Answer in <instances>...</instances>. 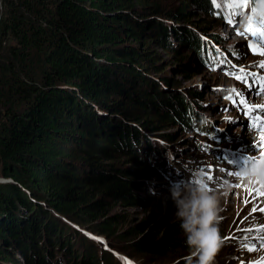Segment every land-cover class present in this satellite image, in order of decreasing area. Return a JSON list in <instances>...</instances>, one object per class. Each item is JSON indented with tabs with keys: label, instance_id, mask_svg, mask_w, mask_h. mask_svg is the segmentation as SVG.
Returning a JSON list of instances; mask_svg holds the SVG:
<instances>
[{
	"label": "trees",
	"instance_id": "obj_1",
	"mask_svg": "<svg viewBox=\"0 0 264 264\" xmlns=\"http://www.w3.org/2000/svg\"><path fill=\"white\" fill-rule=\"evenodd\" d=\"M193 7L206 11L210 23L222 22L213 14L215 0H0V178L9 181L0 183V262L16 264L15 250L25 264H104L91 245L80 254L63 219L124 241L126 250L148 260L188 249L180 221L139 219L118 229L123 217L110 213L112 202L145 207L138 171L105 167L99 159L119 155L135 168L154 169L161 146L147 143L144 158L129 148L132 141L141 147L142 137L114 117L119 111L132 117L134 104L152 114L147 131L173 124L190 129L186 114L204 100L201 92L189 91L184 102L182 92L149 88L140 74L143 59L128 43L148 39L172 54L177 45L187 46L200 58L181 69L209 68L204 37L221 40L206 27L180 37L170 26L193 16ZM148 62L157 69L154 59ZM110 96L127 106L108 102ZM71 142L92 175L77 171L75 162L63 163L75 152L64 149Z\"/></svg>",
	"mask_w": 264,
	"mask_h": 264
},
{
	"label": "rangeland",
	"instance_id": "obj_2",
	"mask_svg": "<svg viewBox=\"0 0 264 264\" xmlns=\"http://www.w3.org/2000/svg\"><path fill=\"white\" fill-rule=\"evenodd\" d=\"M165 3L166 5L168 4V2ZM193 11V16H191L189 19L179 22H171L170 26L173 30L178 32V36H180V32H183L187 29H191V31L195 33L199 31V28L206 27L209 33L215 35L219 40H221L219 44L221 43L227 47H232L231 43H233V37L229 36L231 29L225 27L222 22L217 21L215 23H210L209 21L212 18L207 16V12L201 8L193 7ZM177 34L175 32L173 35V42L175 44H178L177 42H179ZM128 46H135V53L139 55L141 59H143L142 71L140 74L145 78H148L149 81L147 84L150 86L149 88L152 89L154 84H157V86H159L161 89L166 90L167 93H175L174 91L182 92L184 102H187V97L185 96L188 95L189 91L198 90L203 96V102L211 106L209 111H206L204 115H207L210 117V120L215 122V124L212 126L214 128H220L222 132L225 131V134L229 136L240 132V129L237 127V125L227 127L223 126V120L230 115L227 105L232 99V92L233 90H238L235 87L237 81L232 79L223 71L209 69L206 67L202 69L198 68L197 70H194V72L190 73L182 70L181 68L184 64L191 63L195 59L200 58V55L191 53V51L187 49V46L185 49L183 46L177 45L175 47L177 54L175 52L172 54L170 51L160 48L148 39L144 42V44L139 41L134 42L130 39ZM149 59L155 60L157 64L156 70H151L152 66H150L148 62ZM262 60H264V55L255 54L251 57V63L254 66H258L260 63H262ZM168 81H172L173 86H169L167 84ZM239 84L242 85L240 81ZM106 100H108L110 103H121L119 108H124L125 105L127 106L126 102H124V100H122L120 97L110 96ZM191 101H193V99H189V102ZM134 105L135 107L131 111L132 117L129 118L128 115L121 113V111L114 114V117L119 119L120 123H123L124 129L127 127L135 137H137L136 135H140V138L142 137L143 143L141 147L137 148V143L132 141L129 148L139 151L143 157L148 153L146 150L149 149L147 143L152 145L153 141L159 145L161 141L171 142L174 145H187L190 143L193 144L194 139L201 140L203 138L201 135L196 137L192 131H184L183 128L178 124H173L164 128L160 127V130L158 131H147V128L144 126V122L148 118H151L152 114L149 112V109L136 104ZM122 111L125 112V110ZM109 114L110 113H107L106 115ZM197 115L199 117L202 116L200 113ZM235 116L239 117L238 114H235ZM138 117L140 120L137 121L136 119H138ZM69 128L67 127V129ZM164 137H168L169 140H166ZM207 142L212 143L214 140L209 138ZM225 142L226 140H221L216 141L215 144L223 145ZM64 149L68 153H70V151H75L72 156L68 157L65 155L63 157L64 164L75 162L76 164H74V166L77 171L85 173L87 176L93 174L92 169L81 163V154L78 153L79 148L76 146V143H64ZM151 149L152 147L150 150ZM195 156L199 158L200 155ZM114 158L115 159L112 161H105L102 159H99V161L101 165L105 167L108 165H114L121 168L135 169L138 171V182L141 185V190L138 192V195L143 200V204L145 206L124 209L120 207V205H116L112 202L110 213L123 217V222L118 227L120 231H123L129 224L139 219H145L146 222H149L152 219L179 221L176 219L175 213L177 209L171 199L170 194V189L177 184L166 181L161 172H159L157 169L151 168V164L150 167H148L149 169L135 168L132 160L130 159L123 160L119 158V155H114ZM202 160L209 161V165L221 167V165L218 163L220 158L213 157L209 159L208 155L207 157L202 158ZM215 170L217 169L215 168ZM203 173H205L206 176H209V173H214L213 176L217 177L218 181H220L221 178L225 179L227 177L226 175L221 177L212 169H206ZM175 174L176 173H174V176ZM187 179L192 180L193 177L189 173H183L182 178L178 181L182 183ZM229 182V180H227V182L225 180V183L216 182L213 180L209 185V187L212 189H219V192L221 193L226 192V194L220 195V206L223 208V211L220 213V215L223 217V219L219 223V231L223 240V244L216 253L213 264H223L228 261L229 256H233V258L240 257L244 262H250L251 260L248 261V259L250 257L254 258L255 256L247 255L245 250L246 248H243L242 250L240 245L237 243H232L230 239H240L241 237L246 236V233L243 231L256 227V224L259 221L258 219L264 218V212H261L262 209H258L257 206L259 204L253 205V202L255 201L254 197H250L251 194L249 191L245 190V186H240L241 184L236 182ZM31 201H33V204L38 203V200H36L34 197H31ZM245 201L248 203H245ZM63 220L67 223L63 225L66 228L69 227L68 234L71 235L72 244H75V248L81 252L80 254L87 252L89 246L91 245V247L97 249L96 256L98 257V260L104 264H188V258L191 256L193 251L188 247L187 250H178L173 254L167 253L165 256L148 260L142 255H136L126 250L124 241L121 242V240H115L114 238L97 236L86 226L82 229V227H79L73 222L67 221L66 219ZM74 230H77L78 232L75 235H73ZM226 237L228 239H225ZM9 250L12 251L11 248H8V251ZM13 252L15 253L14 259L16 260V262H13L16 264H25L23 255L15 252V250ZM60 256L61 255L58 254L57 258H60ZM257 257L258 259L260 258L259 255ZM197 259V257H192V264H195ZM0 264L3 263L0 262Z\"/></svg>",
	"mask_w": 264,
	"mask_h": 264
},
{
	"label": "clouds",
	"instance_id": "obj_3",
	"mask_svg": "<svg viewBox=\"0 0 264 264\" xmlns=\"http://www.w3.org/2000/svg\"><path fill=\"white\" fill-rule=\"evenodd\" d=\"M264 8V3L261 4ZM210 117L203 115L202 124H208ZM264 159V158H261ZM239 176L248 183L264 182V162L253 161L239 171ZM171 199L177 209L175 216L180 221V228L186 236V243L192 249V257H197L195 264H213L214 257L223 244L219 223L223 219L220 213L219 189L209 187L206 175L196 172L192 180H185L170 189ZM214 249V251H213Z\"/></svg>",
	"mask_w": 264,
	"mask_h": 264
},
{
	"label": "snow or ice",
	"instance_id": "obj_4",
	"mask_svg": "<svg viewBox=\"0 0 264 264\" xmlns=\"http://www.w3.org/2000/svg\"><path fill=\"white\" fill-rule=\"evenodd\" d=\"M248 4H249V0H232V2L229 3L228 7L229 9H243V8H247ZM234 15H236V13L231 12V15L229 17H226V19H229V22H232L231 16H234ZM257 16L260 17L259 21L255 19V17ZM246 32L250 33L255 38L253 42H251L249 45L252 48V50L254 52H257L260 55H264V11L260 10V0H257V6L253 8V16L247 18ZM239 34L243 35L244 33H239ZM260 67L264 68V63H261ZM248 75L250 74L246 73L244 69H240V75H237L236 79L242 80L247 83ZM255 79L260 81V87H258L256 91L258 93H264V76H257ZM253 84H255V80H253ZM253 84H248V87L251 89L253 87ZM238 95L240 94L238 93ZM233 103L234 104L238 103L242 105L243 107L247 108L249 113H251L254 110V107H259V106H250L248 104L247 99L243 97H241L239 101H233ZM258 127L261 130L260 148H261L262 155L259 159H256L254 157H249L247 163H251L254 160L257 162H264V159H261V158H264V121H261ZM236 175L239 176V173H236ZM208 178L212 179L211 176H209ZM260 195L264 196V192H261ZM225 239H228V238L226 237ZM261 239L264 240V237H261ZM261 247H264V244H261ZM248 250L255 251L256 249L254 247H250ZM258 264H264V258H261Z\"/></svg>",
	"mask_w": 264,
	"mask_h": 264
},
{
	"label": "bare ground",
	"instance_id": "obj_5",
	"mask_svg": "<svg viewBox=\"0 0 264 264\" xmlns=\"http://www.w3.org/2000/svg\"><path fill=\"white\" fill-rule=\"evenodd\" d=\"M232 40L234 41V43H240L241 41L239 40V41H237L236 39H234V38H232ZM202 101H204V100H202ZM199 118V116L198 115H196L195 117H194V119L195 118ZM240 186H242V185H240ZM246 188V187H245ZM240 190V189H239ZM83 229V228H82ZM252 243H257V242H254L253 240L251 241Z\"/></svg>",
	"mask_w": 264,
	"mask_h": 264
},
{
	"label": "water",
	"instance_id": "obj_6",
	"mask_svg": "<svg viewBox=\"0 0 264 264\" xmlns=\"http://www.w3.org/2000/svg\"><path fill=\"white\" fill-rule=\"evenodd\" d=\"M9 181L8 180H4L2 178H0V183H8Z\"/></svg>",
	"mask_w": 264,
	"mask_h": 264
}]
</instances>
